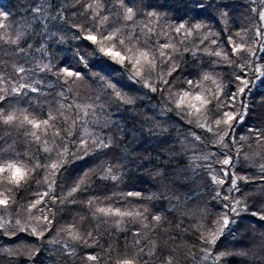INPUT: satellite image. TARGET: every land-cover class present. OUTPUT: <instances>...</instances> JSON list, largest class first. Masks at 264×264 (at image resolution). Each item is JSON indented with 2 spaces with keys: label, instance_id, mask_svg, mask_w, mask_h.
I'll list each match as a JSON object with an SVG mask.
<instances>
[{
  "label": "trees",
  "instance_id": "1",
  "mask_svg": "<svg viewBox=\"0 0 264 264\" xmlns=\"http://www.w3.org/2000/svg\"><path fill=\"white\" fill-rule=\"evenodd\" d=\"M114 32L113 40L104 39ZM101 48L119 52L123 63ZM139 52L154 63L133 67ZM19 87L28 90L12 93ZM196 95L210 103L202 106ZM0 96V135L10 133L0 140L1 157L28 170L18 186L9 172L0 173V199L7 198L11 216L33 226L0 231V245H8L0 264H198L223 212L228 222L219 223L216 245L224 244L227 264H255L239 257L251 248L229 238L240 226L262 237L255 251L256 264H264V0H0ZM224 113L234 118L224 123ZM9 114L16 123H4ZM25 116L49 121L46 150L54 143V151L72 153L69 144L94 140L93 154L63 156L57 175L50 164L45 176L31 173L35 163L21 159L28 152L21 142ZM95 118L114 126L102 128ZM197 135L210 158L183 154ZM39 144L28 145L36 152ZM85 163L95 172L79 173ZM226 167L245 182L218 203Z\"/></svg>",
  "mask_w": 264,
  "mask_h": 264
},
{
  "label": "rangeland",
  "instance_id": "2",
  "mask_svg": "<svg viewBox=\"0 0 264 264\" xmlns=\"http://www.w3.org/2000/svg\"><path fill=\"white\" fill-rule=\"evenodd\" d=\"M20 88L21 87L14 88L12 90V93L21 92L23 90H28L27 88H22V89H20ZM87 112H89V110H87ZM158 112L160 113L161 111L159 110ZM155 117L156 116H153V118H155ZM94 120L96 122H98L100 124V127H102V128H111L112 126H114L113 125V121H111V120L110 121H107V120H105V118H101L99 120L97 118H95ZM13 123H16V122H13ZM21 124H22V128H24V130L28 133V135L30 134L29 136L31 137L30 138L27 135V133L24 132V133H22L23 137H22V140H21V142H23V143L25 142V145H26V147L28 149V152L26 154H23L21 159L22 160L30 161V163H35V165L33 166L34 169H32L31 173H34L35 174V172L37 171V172H40V173H42L44 175L45 174L46 165H49V164L50 165L57 164L58 165V168L57 169H53L52 168L50 170V172H53L52 175H57V173L60 170L61 165L64 164V162H65L64 159H63L64 158L63 156L70 157V159H72L74 156H76V154H79V155L84 154L81 157V159H82L84 156H89V155L93 154L92 151H93V149L95 147L94 140H92L91 142H89L90 145H88L84 141L83 142L80 141L79 143H75V144H69L68 146L69 147L71 146L72 153H68L69 152V150H68V151H65V152L63 151L60 154V152L58 153V147L57 146H55V149L56 150L54 151V149L51 148V147H53L52 145L54 143L53 144L50 143L49 144L50 147L48 148V150H46V137L47 136L48 137H51V136L48 135L49 131H46V130L43 129L44 125L41 124L40 128H37V131H38V133L40 135H41V133H44V136L39 137L40 135H37V132L35 131V129L30 128L31 126L28 123H26V122L22 123L21 122ZM14 126H16V125H14ZM170 126H173V124H170ZM13 130L14 129H10L9 132H12ZM41 130L42 131L44 130V132H41ZM33 132H35V134H36L35 136L32 135ZM199 132L202 133V134H204L205 133V130L204 129H200ZM9 134L10 133H1L0 140L2 139V137H5L4 135H9ZM26 135H27V138H25ZM37 137L39 139H37ZM201 139H203V135H202V138H200V135H197V137H196V140L197 141L195 139L190 138L189 139V143L187 142V143L184 144L185 145V149H183L184 150L183 151V154L184 153L188 154V151H190V152L192 151L193 153H194V151H197V155L198 156H201L202 158L209 156V158H210L209 152L206 151V150H204V148H203ZM41 141H42V146L39 144V142H41ZM29 142L33 143L34 146H37V143L39 144L38 145L39 148L37 147L38 150L36 152H34V150H30V146L28 145ZM8 143H9V141L7 140V142L4 143V144L7 145ZM10 143H9L10 146H11L10 148H12L13 150H15V147H14L15 142H10ZM223 144H226V142H224ZM91 146H93V147H91ZM96 149L97 148H95V151H96ZM7 150L9 151V147L7 148ZM237 150L239 151V148ZM1 153H2V147L0 146V165H4V164L8 163L7 161H8V157L10 155H8V156H6L4 158V157H1ZM47 157H49L50 158V162L53 161V163H48V164H45V165L44 164H40V163H38V164L36 163V159H40V160H42V162H44ZM240 157L241 156L238 155L237 158L240 159V161L242 163L251 164L253 162V160L251 158H247V159L245 158L244 159L243 157L242 158H240ZM28 158H30V160ZM191 158H192V156L187 155V159L190 160V162H191L189 164V168L188 169L193 170V165H192ZM215 159H218V158L216 157ZM215 159H213V160H215ZM225 160H227L228 161L227 164H229V162L231 160V157H229V158H227ZM240 161L238 160V162H240ZM14 162L17 163V161H14ZM95 162L96 161H93L92 162L93 165H96ZM87 163H85L80 170L78 169L79 170V173L80 172L81 173H84L86 171L85 172L86 174L87 173L88 174L89 173L92 174V173L95 172L94 170H90V169L88 170L87 169V168H89V167L86 166ZM254 163L255 164L256 163L260 164V161H258V159H256L254 161ZM124 165L127 168L128 162L125 161ZM195 165H196L195 167L197 168V163ZM42 169H44V170H42ZM107 169H108V171H112V168H107ZM235 170L236 169H234V167L231 168L230 170H228L227 167L225 168V171L223 172V175L222 176H223L225 182L227 183V186L224 185V184H222V187H221L220 184H218V186H219L218 187V190H217L218 203L220 201H224L225 202V201L230 200L232 198V196H231V193H232L231 192V188H233V187L234 188L239 187L240 190L243 188V185L242 184L245 181L242 179V181L240 182L241 179H240L239 176L236 175ZM125 172H126V175H128V173H127L126 170H125ZM52 175L48 172V176H52ZM79 176H82V175H79ZM191 176L193 177V175H191ZM192 177H190V178L191 179H194ZM44 179H45V177H44ZM75 179H76V177H75ZM77 181H79V180H77ZM113 181H116V177L115 176L113 177ZM54 185H55V179L52 176L51 177V180L49 182V187L52 188V189H54ZM44 189L46 190V187ZM58 191H57L58 192V196L59 197H62V195H63L62 191L60 189H58ZM218 192H219V195H218ZM263 193H264V191H263ZM120 200L121 201H117L116 207L118 206V204L123 203V199H120ZM236 206H237V203H235L234 208H236ZM222 216H223V218L220 219V222L219 223L226 224L225 223V220H224V212H223V215ZM23 221L24 220L21 219V217H19V216H17V217L11 216L10 213H9L8 206L7 205H0V228H1L0 231H2L4 229L5 231H7L6 233L10 235V234H12V231H13L14 228L15 229L16 228H21L24 225H26V227L23 228V229H26L25 231H29V228H33L31 221L28 224L23 223ZM226 221L228 222V219H226ZM219 223H216L214 225V227H212L210 229V232L207 234V237L205 239V244H204L203 248L201 249V254L198 257V261H199L198 264H227L226 257H222L225 254V252L222 251V249L224 247V244L221 245V246H217L216 245L217 244V241L220 240V237H221V234H222L221 231L223 229V227H222L223 224H222V226H220ZM229 234L231 235V236H229V238H232V240L233 239H237V240H235V241H237V243L234 246L242 245V246H245L247 249H250L251 248V250L249 251L248 254L243 255L242 253H240L239 257L240 258H243L244 257V259L248 258V260H249L250 263L253 262V263L256 264L257 261H258V257L256 256V251L255 250L260 247V242L263 241L262 240V237H257L258 235H254V233L252 234V231L248 232V229H246L245 226H240L239 229H236L235 234H233V231L230 232V230H229ZM1 237L2 236H0V238ZM71 245L72 244L66 242L65 245H64V250L66 252V255L72 256V257H69V258L74 259L75 257H73V256H74L75 253L70 248ZM7 247H8V245H5V243L3 245H0V251H3V249L4 250H7ZM73 248H75V247H73ZM251 251L255 252V254L254 253H251L250 254Z\"/></svg>",
  "mask_w": 264,
  "mask_h": 264
},
{
  "label": "snow or ice",
  "instance_id": "3",
  "mask_svg": "<svg viewBox=\"0 0 264 264\" xmlns=\"http://www.w3.org/2000/svg\"><path fill=\"white\" fill-rule=\"evenodd\" d=\"M131 13H132V9H128V16L126 17L127 19H131ZM184 25H180L179 28H177V31H180L181 28H183ZM119 30H117L118 32ZM117 33H112L110 34L109 36L107 37H104V39L108 40V41H111L115 38ZM87 40L89 41H92L93 43H97V37L95 35H92V34H89L87 37H86ZM120 45H124V40L121 39L119 41ZM113 47H115V45H113ZM163 47L167 48L169 47V45H163ZM129 52L132 51L131 48L127 49ZM101 52H103L105 55H111L113 57H119L120 58V62L123 63L125 57H122L120 56V53L119 52H112V51H105L104 48H101L100 49ZM161 55H163V53H161ZM142 60L144 63H147L149 64L150 66L154 63V60L153 61H150L149 58H148V53L147 52H139L136 59H135V64L133 65V67H136V65H141L142 63ZM64 71L68 74V75H72L71 72H68L67 69H64ZM135 75L136 76H140L141 75V71L140 69H137L136 72H135ZM207 78V77H206ZM188 83L191 85L192 84V81H188ZM155 90V89H153ZM241 92H243V89L240 90ZM189 96V93L185 92L183 93L179 100L177 101V107H182L184 104H185V97ZM4 99V97L0 96V100ZM194 99L196 101H198L202 106L204 105H207L208 103H210L209 100H207L206 98H202L200 95H196L194 97ZM188 107L190 109H194L195 110V113H199L201 111V108L200 107H197V105L195 103H190L188 105ZM226 119L223 121L224 123H228L230 122L232 119H233V116L230 114V113H224ZM17 117L13 114H9L7 116L4 117V123H11L13 122ZM51 119V117H50ZM28 123V124H31L34 128H40L41 124L43 125H48L49 124V121L48 120H44L42 122H38L34 119H29L28 116H25L24 117V120L22 121V123ZM217 123H221V121H217ZM33 136H35V132L32 133ZM56 135H59V133H56ZM37 139H39L37 137ZM225 164L228 163L227 160L224 161ZM53 169H57L58 168V165L57 164H52L51 166ZM27 169L24 168L23 165H20V164H17L15 162H8L4 165H0V173H3V172H9L10 173V177H9V180L11 183H14L16 184L17 186L20 184V182L22 180H24L27 176ZM76 189H73V191H75ZM2 195V194H0ZM45 195H47V193H45ZM129 195H133L132 193H129ZM138 195V194H137ZM40 201H37V203H39ZM8 203V200L7 198H4V199H0V205H7ZM35 205H33L34 207ZM99 212L101 213H105V214H117V215H131V213H120L119 209H116L114 210H111V209H104V208H100L98 209ZM156 219H159V217H156ZM227 221H225L226 223ZM74 238L78 239L79 237L78 236H74ZM89 259H96L95 257H89ZM124 264H132L131 261H125Z\"/></svg>",
  "mask_w": 264,
  "mask_h": 264
}]
</instances>
